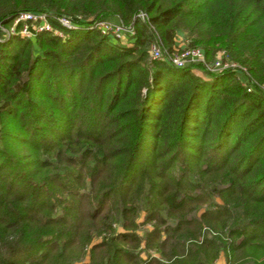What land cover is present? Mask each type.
Masks as SVG:
<instances>
[{
	"label": "trees",
	"instance_id": "trees-1",
	"mask_svg": "<svg viewBox=\"0 0 264 264\" xmlns=\"http://www.w3.org/2000/svg\"><path fill=\"white\" fill-rule=\"evenodd\" d=\"M28 10L63 34L0 40V264H264V0H0V24ZM179 31L240 69L149 58Z\"/></svg>",
	"mask_w": 264,
	"mask_h": 264
},
{
	"label": "built area",
	"instance_id": "built-area-1",
	"mask_svg": "<svg viewBox=\"0 0 264 264\" xmlns=\"http://www.w3.org/2000/svg\"><path fill=\"white\" fill-rule=\"evenodd\" d=\"M139 16L144 18L145 14L141 12ZM56 18L64 27L76 28L78 26L75 23V20L67 15H58ZM91 26L96 27L102 34L111 35L118 39H128L135 33V30L131 25L123 26L115 21L103 18L91 21ZM0 31V40L9 36L29 37L39 31H53L58 35L63 34L59 28L53 26L49 20L47 12L31 10L19 12L8 24H0ZM149 54L153 59H167L173 65L178 67L202 62L210 71H220L226 68L240 69V66L236 61L222 59L221 54H218L211 61H206L204 50L198 46H182L174 50L172 53H167L156 38H154L150 44ZM242 82L248 90L258 88L264 92V83L255 85L246 76L243 77Z\"/></svg>",
	"mask_w": 264,
	"mask_h": 264
},
{
	"label": "rangeland",
	"instance_id": "rangeland-1",
	"mask_svg": "<svg viewBox=\"0 0 264 264\" xmlns=\"http://www.w3.org/2000/svg\"><path fill=\"white\" fill-rule=\"evenodd\" d=\"M141 12H138L137 13V15H139ZM141 17V16H140ZM97 19H100V18H97ZM103 19H109V20H111V21H115V22H117V23H119V24H121V25H123V26H129L130 24H126V23H124V21H122L118 16H116V15H109V16H107V17H104ZM143 20H145V17L144 18H142ZM135 30V29H134ZM128 36V35H127ZM156 39H157V41L159 42V44L161 45V42H160V40L157 38V36H154ZM130 38V37H129ZM127 39V38H119L118 39V41H120V42H122L123 44H131V42L129 41L130 39ZM177 40H179V42L181 43L179 46H185L186 44H185V42L188 40V38L185 36V33L183 32V31H179L178 32V34L176 35V37H175ZM179 38V39H178ZM176 40V41H177ZM149 48H150V46H149ZM217 53L218 54H221V55H223L225 52H224V49L223 48H221V49H219L218 51H217ZM149 58H151V56H150V54H149ZM213 58H211L209 61H211ZM193 68V70L196 72V73H198V74H200V75H202L203 73H204V70L203 69H207V70H209V68L205 65V64H203V68H202V64H200V66L199 65H194V67H192ZM210 71V70H209ZM142 230H143V227H140V232H142ZM96 239H98V238H96ZM95 239V240H96ZM89 247V246H88ZM87 247V248H88ZM88 259V254H86V256H85V258H84V260H87ZM219 261H222V258H220L219 259Z\"/></svg>",
	"mask_w": 264,
	"mask_h": 264
},
{
	"label": "crops",
	"instance_id": "crops-1",
	"mask_svg": "<svg viewBox=\"0 0 264 264\" xmlns=\"http://www.w3.org/2000/svg\"><path fill=\"white\" fill-rule=\"evenodd\" d=\"M178 39H179V38H178ZM176 40H177V39H176ZM177 44H179V45L181 44V43L179 42V40H177ZM154 253H155V252H154Z\"/></svg>",
	"mask_w": 264,
	"mask_h": 264
}]
</instances>
